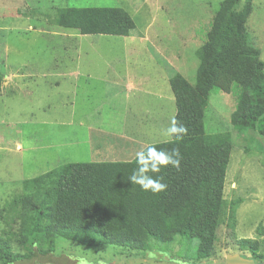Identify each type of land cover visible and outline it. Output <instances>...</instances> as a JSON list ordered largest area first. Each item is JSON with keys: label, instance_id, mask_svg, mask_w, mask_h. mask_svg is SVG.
Instances as JSON below:
<instances>
[{"label": "rangeland", "instance_id": "rangeland-1", "mask_svg": "<svg viewBox=\"0 0 264 264\" xmlns=\"http://www.w3.org/2000/svg\"><path fill=\"white\" fill-rule=\"evenodd\" d=\"M222 1L0 0V207L23 193L24 180L64 164L113 162L111 146L120 152L114 161L130 162L142 147L168 142L164 129L176 112L169 81L179 74L195 85L196 51ZM249 2L247 32L264 63V0ZM64 8H121L135 28L127 37L82 36L54 24ZM76 65L80 80L58 76ZM240 92L236 84L229 94L213 89L205 110V133L230 132L233 143L223 186L226 209L211 257L192 258L196 240L154 243L156 259L150 261L148 252L58 238L54 255L63 264H75L70 256L91 264H168L169 256L185 264H225L227 255L264 264V138L257 130L232 129ZM95 134L106 142L90 146L87 139ZM3 229L0 220V234ZM243 240L250 243L243 246ZM37 242L40 247L41 234L28 239V249H11L23 254Z\"/></svg>", "mask_w": 264, "mask_h": 264}, {"label": "trees", "instance_id": "trees-1", "mask_svg": "<svg viewBox=\"0 0 264 264\" xmlns=\"http://www.w3.org/2000/svg\"><path fill=\"white\" fill-rule=\"evenodd\" d=\"M250 12L249 0L242 7L238 0H223L206 41L196 51L195 85L179 74L169 81L174 117L187 126L188 134L154 145L167 151L179 148L182 156L179 171L169 166L150 173L163 176L166 191L153 194L129 181L135 159L67 163L24 180L23 193L0 207V264H63L62 256L54 255L57 238L85 247L111 245L138 252H149L154 243L169 246L176 240H196L192 258L211 257L226 209L223 186L233 145L230 132L205 133L212 90L229 94L238 85L241 92L230 125L238 132L257 130L264 138V63L247 32ZM53 22L82 36L127 37L135 28L121 8L59 9ZM36 234L43 238L40 247L13 253L12 244L26 250L28 239ZM256 248L254 244L252 254Z\"/></svg>", "mask_w": 264, "mask_h": 264}, {"label": "clouds", "instance_id": "clouds-1", "mask_svg": "<svg viewBox=\"0 0 264 264\" xmlns=\"http://www.w3.org/2000/svg\"><path fill=\"white\" fill-rule=\"evenodd\" d=\"M171 142L173 139L181 140L188 134V128L186 125L180 123L175 117H172L169 126L164 129L163 133ZM182 156L179 148H173L171 151H167L161 148H157L154 145H148L145 148L140 149L135 153L136 169L129 177V181L132 184L139 185L144 191H150L153 194H159L166 191L167 184L163 182V176H152L150 173H160L162 169H166L169 166L175 168L177 171L180 169V162ZM34 244V246H37ZM167 256V253H163ZM149 260H155L156 254L154 252H148ZM70 260L75 264H91V262L84 256H70ZM100 264H104L103 261ZM168 264H185V261L176 258L168 257Z\"/></svg>", "mask_w": 264, "mask_h": 264}, {"label": "crops", "instance_id": "crops-1", "mask_svg": "<svg viewBox=\"0 0 264 264\" xmlns=\"http://www.w3.org/2000/svg\"><path fill=\"white\" fill-rule=\"evenodd\" d=\"M64 73H60V74H58V76L59 77H61V78H69V79H71V78H74L76 81H78V80H80V78H81V74L79 73V68H78V66L76 65V66H74L73 68H70V69H64V71H63ZM54 84L56 85L57 84V82H54ZM87 129H91L90 127H87ZM100 131V130H99ZM100 133H103L102 131H100ZM100 134H95V135H92L90 138H88L87 139V143L90 145V146H95V147H97V146H101V145H103L106 141L105 140H103L102 138H100V137H93V136H99ZM106 146H107V144H106ZM113 148V149H112ZM127 148H130V147H126V148H124V149H127ZM142 148H145V146L144 147H142ZM124 149H123V151H124ZM111 153L113 154L111 157H113V162H117V161H114V160H118V159H115V158H118L117 157V155L120 153H117L116 151H115V147H113V146H111ZM116 153H117V155H116ZM105 156H108V152L107 151H105ZM135 157V156H134ZM135 159V158H134Z\"/></svg>", "mask_w": 264, "mask_h": 264}, {"label": "water", "instance_id": "water-1", "mask_svg": "<svg viewBox=\"0 0 264 264\" xmlns=\"http://www.w3.org/2000/svg\"><path fill=\"white\" fill-rule=\"evenodd\" d=\"M225 264H256L253 260L240 255H227Z\"/></svg>", "mask_w": 264, "mask_h": 264}]
</instances>
